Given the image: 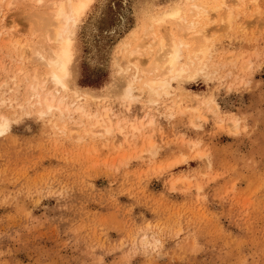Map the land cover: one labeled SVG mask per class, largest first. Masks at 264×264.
<instances>
[{
    "label": "rangeland",
    "instance_id": "1",
    "mask_svg": "<svg viewBox=\"0 0 264 264\" xmlns=\"http://www.w3.org/2000/svg\"><path fill=\"white\" fill-rule=\"evenodd\" d=\"M198 1L210 60L161 95L150 46L129 51L150 14L190 1L92 2L67 102L110 109L103 128L27 102L39 33L26 2L1 1L0 264H264V0Z\"/></svg>",
    "mask_w": 264,
    "mask_h": 264
},
{
    "label": "bare ground",
    "instance_id": "2",
    "mask_svg": "<svg viewBox=\"0 0 264 264\" xmlns=\"http://www.w3.org/2000/svg\"><path fill=\"white\" fill-rule=\"evenodd\" d=\"M1 1L0 4L2 3ZM17 1L19 0H12V3ZM23 1L26 2V8L30 12L29 17H34V28L39 33L38 39H35L34 44L29 45L30 48L26 51H29L32 59L35 62H39L44 68L41 72H39L40 69L38 68L32 70L29 84L30 95L27 102L36 107L41 114L58 112L63 115L64 112H77L89 118H94L95 125L102 127L106 124L112 127L109 118L111 110L107 107L103 116H100L88 113L82 104H70L67 102V92L72 91L71 79L74 76L76 30L79 23L84 21L82 19L94 0ZM188 1H190V6L186 11L179 6L173 5L159 14H150L151 16L146 20L147 23L144 24L140 43L129 51L131 55L130 62L133 60L138 62L141 59L144 60V56L142 57L143 50L150 46L147 50L150 49L153 54L152 61L146 70L142 68L143 74H146L144 76V86L153 90V92L155 91L158 95L170 93L171 79L190 72L196 73L204 69L210 60L211 45L208 44V39L206 38L207 25L200 27V19L209 12V9L198 0ZM224 3L223 1L222 4ZM220 8L221 5L213 7L212 10L217 11ZM170 22L171 25L173 23L171 28L167 25ZM177 32L179 33L177 34ZM188 33H191L192 37L196 39L193 44H191L192 42H187L186 38L182 36ZM15 44H20V40L15 42ZM185 48L186 51L188 49V52H185ZM147 53H150V51ZM135 65L137 66V64ZM140 65H143L142 62ZM136 68L139 70L138 67ZM149 74L152 76H149ZM125 96L128 98L133 97L131 86ZM210 102L214 108L218 109V104L215 100ZM175 105L179 106V103L177 102ZM170 108L172 110L174 106L172 105ZM9 127L8 118L1 117L0 133L5 132ZM132 128L136 131H142L140 124H132Z\"/></svg>",
    "mask_w": 264,
    "mask_h": 264
},
{
    "label": "snow or ice",
    "instance_id": "3",
    "mask_svg": "<svg viewBox=\"0 0 264 264\" xmlns=\"http://www.w3.org/2000/svg\"><path fill=\"white\" fill-rule=\"evenodd\" d=\"M114 3H110L109 5H107V7H114ZM119 22V17H117V23Z\"/></svg>",
    "mask_w": 264,
    "mask_h": 264
}]
</instances>
